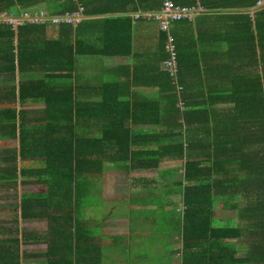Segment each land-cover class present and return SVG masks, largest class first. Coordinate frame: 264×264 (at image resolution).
Returning <instances> with one entry per match:
<instances>
[{"label":"trees","instance_id":"obj_1","mask_svg":"<svg viewBox=\"0 0 264 264\" xmlns=\"http://www.w3.org/2000/svg\"><path fill=\"white\" fill-rule=\"evenodd\" d=\"M39 1L0 0V15L4 12L5 17L18 21L15 25L0 23V75L5 73L10 82L5 94L0 95V100L10 96L4 100L8 104L0 108V125L3 133L10 131L12 137L17 133L20 162L29 159L36 163L35 166L21 165L17 170L14 164L13 177L18 175L20 183L34 182L45 188L44 192L21 195L18 204L20 220L46 222V228L40 233L45 242L40 252L44 263H86L88 248L81 243L84 232L79 210L86 198L81 195L90 187L101 188L104 176L100 170L101 153L105 150L97 151L93 142L109 137L114 142L111 144L115 148L111 152L113 156L130 157L140 166L155 167L166 155L182 160L181 177L171 179L161 188H151L157 194L151 201L160 209L159 225L167 230L168 225L181 229L177 232L181 243L180 264H264V41L261 39L264 31L252 27V21L243 12L236 15L237 20L243 19L235 21L241 22L236 29L232 26L235 22L219 25L215 14L212 17L218 22L207 24L199 19L193 28L188 25L192 19L187 17L172 20L167 28L156 24L158 27L153 28L158 47L156 59L163 64V69L157 71L158 81H152L161 86L157 88L158 101L149 102V98L141 95L130 105L122 104L117 112L110 108L108 115H118L120 119L108 123L112 130L117 125L120 131L94 137L84 134L86 121L83 123L80 117L88 104L81 100L84 87L74 70L75 55L79 53L76 27L83 18L75 27L58 24L56 36L48 37L47 23L30 22L23 17L24 11H30ZM95 1L63 0L61 8L51 11H70L79 4L85 17L94 12L86 3L95 4ZM101 1L105 4L95 12L113 15L112 20L120 24L129 39L133 31L129 20L133 14L131 9L160 10L164 0ZM196 1L208 11L225 5L239 7L240 2L243 6L256 2L173 0L181 7H197L199 11ZM259 13L264 14V10H257L256 15ZM104 19L100 22L106 24L109 18ZM241 26L243 32L238 37ZM256 34L260 36L257 44ZM169 36L174 48L172 67L166 66L171 54L166 49ZM126 45L130 47L129 40ZM120 46L114 47V54L125 48ZM248 65L259 66V70H244ZM251 73L256 83H252ZM188 75L199 86L197 89L193 90L196 86L187 82ZM158 91L163 95L159 97ZM159 106L161 120L159 115L150 120L163 126L156 133L176 134L178 139L158 144L152 140L157 139L152 134L131 135L128 121L143 122L152 116L148 115L151 112L158 114ZM25 115L26 119L36 120L33 129L23 123ZM133 144H151L154 148L150 145L149 149L131 150ZM171 169L176 172L178 167ZM6 172L4 183L8 185L10 170ZM90 177L100 181L92 182ZM169 193L179 194L181 198L164 202ZM220 202L218 210L216 204ZM103 216H99L100 223ZM28 235L21 230L19 238L0 240L2 244L4 241L8 245L15 243L12 248L3 245L5 253L0 256V262L8 257L13 259L8 264H16L20 254L25 256V250L18 251V242H25ZM241 246L243 250L239 249Z\"/></svg>","mask_w":264,"mask_h":264},{"label":"crops","instance_id":"obj_2","mask_svg":"<svg viewBox=\"0 0 264 264\" xmlns=\"http://www.w3.org/2000/svg\"><path fill=\"white\" fill-rule=\"evenodd\" d=\"M196 3L198 4V6H200V9L198 13L193 17V19L188 22L190 28H193L197 23L196 21L199 19L202 23L205 22L207 24H214L216 18L212 17V14H215L217 16L219 25H230L237 20L236 15L240 12H243V14H247L252 21V27L254 25V28H257V31H259V29L264 31V14L259 13L256 15L257 10H260V12L264 10V0H256V2H254L253 4L246 6H243L240 2L239 7H229L228 5H225L224 8L209 9V11L207 7H202L199 4L200 2L196 1ZM62 4L63 0L39 1V5H43L50 11H57L63 6ZM102 4L105 3L101 0H96L95 4H90V2L88 4L86 3L85 6L88 9L93 10L94 12L86 14L85 17H83L81 23L78 22L79 24L76 23L75 25H70L72 27H75L78 24L76 27V38L79 42V53L75 55L74 70L76 71V75L80 81V84L84 87V96L81 100L88 104L85 105V107L87 106L86 110H82V116L80 117V119L83 123L86 121V130L84 134L94 137L118 133L120 131L117 125H115V129L112 130V126L110 125V123H108L110 120L118 121L120 119L118 115L116 117L108 115V110L110 108H114V112H117L122 104L129 103L130 105L138 100L141 95L145 96V98H149V102L158 101L157 88L161 86H159L157 82L152 83V81L153 79L158 81L157 71H161L163 69L162 60L158 61L156 59L158 47L156 36L153 35V32L155 31L153 28H155L154 26H156V23L144 19L134 20L133 17H129L131 29H133V31H131L128 39V34H125L123 29L120 28V24L117 21L115 22L112 20V17H114L113 15L109 13L95 12L97 9L101 8ZM134 8L131 9V13L133 14L137 11H142L139 8L134 11ZM100 14L105 15L99 16ZM104 18H109L106 24L100 22V20H106ZM239 21L242 22L243 19L239 18L236 22ZM260 21L262 23L261 28H259ZM216 22L218 21H215V23ZM236 22L232 25L234 29H236V27L241 23L240 22L236 24ZM57 27L58 26H47L46 31L48 32V34L54 33V36L52 37H55L57 33ZM119 29L121 30L120 32ZM241 32H243L242 26L238 29V37L241 36ZM255 33L256 32L254 29V34ZM48 34L47 36L51 37ZM259 37V34H256V44L259 41ZM261 39L264 41L262 35ZM127 40L130 41V47H128L127 44L126 48L125 43L127 42ZM103 45H105L104 52ZM119 45H121L120 47L125 48H123L121 53L114 54V47ZM118 48L119 47H117L116 49L118 50ZM256 50L258 52L257 45ZM246 65L247 64H245V66ZM244 70L256 71L259 70V66L255 65L253 67L251 65H248L247 69ZM250 76L252 78V83H256L257 80L256 78L253 79L252 73L250 74ZM187 82L189 84H193V86H196V83L195 81H193V78L191 76L187 78ZM0 84V95L5 94L4 91L6 85H8V81H5L4 83L1 82ZM198 87L199 86L193 87V90L197 89ZM162 95L163 92H160L159 97ZM3 99L6 101L10 99V96ZM4 100H0V108H3L8 104L7 102H4ZM14 104H17V102H14ZM29 107L30 106L26 108L29 109ZM159 107L160 112L158 114H156V112H151L148 115L152 114V116L147 117V119L143 122L133 123L129 120L128 127L130 125V134L136 137L152 134V136L154 135L157 138L154 139L153 137L152 140L158 141V144L175 142L174 140L178 139V135L172 133L165 134L169 136L158 134L156 132L160 131L163 126L156 122L150 121L157 115H159V118L161 120L162 107ZM138 115L142 114L139 113ZM26 117L27 116L25 115L23 123L27 125V128L33 129L35 127L36 120H32L30 118L26 119ZM190 125L191 122L188 123V126ZM193 126L194 122L192 123V127ZM9 133L10 131H7L0 135V190L4 187H8L12 190V194L10 195L0 194V240L7 241L12 239V237L19 238L20 231H26L29 234L26 238V241L18 242V251L20 252V250H25V256L23 255V253L20 254L18 262L16 261V264H45L43 258L40 255V252L45 248V242L43 241V239H41L40 236V233L44 231L43 228L45 227V222L43 226H40L43 222H41L40 224H36L35 221H32L31 223L33 225H38L37 227L33 226L35 227L33 230H28L29 228L25 230V228H22L19 225L20 209L18 204L20 196L23 194L39 192H19V177L18 175L13 177L12 174V167L14 164L15 170H17L21 165L35 166L36 163L30 162L29 159L22 160L20 162L19 140L17 138V133H15L16 137H12ZM108 138L109 137H103L101 141L95 139V141L93 142L94 144H96L95 148L97 149V151L101 152V150H105V153H101L103 161L100 170L104 175L103 179L101 180L100 190L102 191L93 192L92 188L90 187V191L85 190L86 192L84 191V193L81 195L83 198H91L93 200H100L102 202L111 199L114 200L115 203L121 202L123 204H125L126 201L128 208H132V206L138 205L145 207L146 205H153L154 203L153 201H151V198L155 197L154 192L156 191L151 190V188H161L163 187L162 184L171 182V179L174 180L181 177L180 172L178 173L179 168L176 172L171 168L178 167V165L174 164H180L182 160L170 158V156L166 155L162 156L157 161L155 167H144L143 165L140 166L137 163H133L130 160V157L129 159H127L128 157L120 159L115 155L113 156L111 152L115 148L111 144H114V142L110 140L111 138ZM150 145L151 144H133L131 146V150L149 149ZM151 146L152 148H154L153 145ZM13 158L15 159V162H13ZM165 161H168V163L171 164L166 167L158 168L153 176L146 175L156 167L165 165ZM133 164L135 165L133 166ZM7 169L10 170V184L8 185L4 183V179L6 176L5 174H8L6 172ZM122 175L126 176L127 182L122 179ZM166 175L167 178L165 177ZM162 176H164V181H161L160 179ZM21 184L28 187L40 186L43 188L40 192H44L45 190L44 186L34 182ZM126 187L127 189H125ZM171 194L175 193H169L167 195ZM167 195L164 197L163 201L165 200ZM177 195L180 196L179 194ZM121 200L125 201L123 202ZM165 207L171 209V206L165 205ZM127 213L124 216L122 213H116V210L113 208L110 210L108 209L104 213L103 221L118 219H120V221L127 220L129 223V234H127L128 232L119 234H106L104 231L107 230L105 228L107 225L105 222H99V215L97 212L93 214L85 212L83 215H81L83 222L82 231L84 232V238L81 240V243L83 246L86 244V247L88 248L87 255L85 252V256H88L85 264H110L113 260V257L116 255L113 254L112 250H109L108 247H112V245H114L113 237L115 236L121 237L124 240H132L138 244V242L140 241L138 239L139 237L132 239V234L130 232L131 230H137V228L140 227V224L138 223V220H132L131 212ZM167 227L168 230H172V232L162 231V234L163 237L167 238V242L172 249L173 245L177 244L179 241L177 239L180 234H178L177 232L181 229L178 230L171 225H168ZM39 228L40 230H38ZM140 230H142L144 233L143 228L140 227ZM36 236L38 239H36ZM6 241H4L3 244L2 242L0 243V256L5 253L3 245L9 246L10 248L15 246V243L8 245ZM120 246L125 250L129 248L127 243H121ZM93 248L95 249L93 250ZM177 253L181 254V252L179 251V247L177 248ZM136 255L137 256L135 257L134 262H138L139 260H141V258L145 260L148 257L150 258L147 264H158L160 261L164 260L162 254H160L158 260L153 259L154 261H152L150 254L146 258L138 257L139 253ZM7 258L8 257L0 262V264H8L10 262H13V259ZM128 258L130 260L132 259L130 256ZM137 258H139V260ZM102 259L104 260V262L102 261ZM118 263L126 264L127 260L121 256L117 261V264Z\"/></svg>","mask_w":264,"mask_h":264},{"label":"rangeland","instance_id":"obj_3","mask_svg":"<svg viewBox=\"0 0 264 264\" xmlns=\"http://www.w3.org/2000/svg\"><path fill=\"white\" fill-rule=\"evenodd\" d=\"M173 2V0H170ZM43 5H38L36 7L37 10H39L38 8H42L41 10H45L46 7H42ZM132 17H136L135 15H132ZM145 17V16H144ZM156 24H159V22L157 21ZM51 28V27H48ZM48 33V32H47ZM49 36H54L53 34H48ZM8 81L6 80V75L5 73L0 75V83L1 82H5ZM9 82V81H8ZM1 85V84H0ZM1 127V125H0ZM172 140V139H169ZM166 140V141H169ZM165 165L156 167L155 169H153L152 171H150L149 174H146L148 176H153L155 171L158 170V168L160 167H166L171 163H168V161L164 162ZM174 165H178V173H182V167L180 164L176 163ZM152 173V174H151ZM106 175V174H105ZM167 178V175L165 176ZM94 179L100 181L98 178L96 177H90V180L92 182H94ZM122 179H124L127 182L126 176L122 175ZM161 181H164V176H162ZM103 183V182H102ZM43 188L40 186H32V187H28L26 185H23L21 183L18 184V191L21 193L24 192H31V191H37L40 192ZM127 189V187L125 188ZM90 191V190H89ZM93 192H99L102 191L100 190V188H97L96 190L92 189ZM14 193V191H13ZM0 194H12V190L8 187H4L0 190ZM157 195V194H155ZM170 199H169V198ZM178 199H180V196H178L177 194H171V195H167V197L165 198V200H172V201H178ZM164 200V201H165ZM121 201H125V200H121ZM80 205V203H79ZM82 205V209L81 207L79 208L80 210V214L83 215L85 212L88 213H98V215H103L105 213L106 210H110V209H115L116 213L120 214L122 213L124 216L126 215L127 212H131V218L132 220H138V223L140 224V227L143 228L144 233L142 230H140V227L137 228V230L133 231L131 230V234H132V239L138 238L140 241L138 242V244L132 240H124L123 238H121L122 241H120V239L116 238L117 236L113 237L114 238V245H112V247H108L109 250H112L113 254H115L116 256L113 257V260L111 261L110 264H117L118 259L122 256L127 260L126 264H147L148 260L150 257L146 258L149 254L151 255L152 261H154L153 259H159L160 254L163 255V259H169V261L167 263L164 264H180V258H181V254L177 253V248L181 246L180 241H178L177 244H174L172 249L170 248L171 246L168 244L167 242V238L163 237L162 231H170L172 232V230H167V229H163L162 226L159 225V217H158V213L160 212V209H157V204L156 202L153 203V205H146L145 207L143 206H132V208H128L127 206V202L125 201V204L123 203H115L114 200L108 199L105 200L104 202L100 201V200H93L91 198H87V199H83L81 202ZM220 204H216V208L219 210L220 209ZM155 208V209H154ZM87 209V210H86ZM128 214V213H127ZM225 214V213H224ZM220 215H217V218H219ZM128 218V216H127ZM40 220H36V224H40L41 222H43L40 226L44 225L45 220H42L41 222H39ZM102 222L106 223V231H104L106 234H119V233H125L128 232L127 234H129V229H128V221L127 220H122L120 221V219L118 220H108V221H103ZM29 223V225H28ZM19 225L22 228L28 229V230H33L35 227H37L38 225H33L31 223V221H24V220H19ZM35 226V227H33ZM46 228V222H45V227L43 229ZM163 229V230H162ZM40 230V228L38 229ZM180 235L178 236L179 240ZM121 243H127L128 244V249H122V247L120 246ZM110 244V242H109ZM108 244V245H109ZM165 249H167V251H163ZM107 249V248H106ZM168 249H171V251L169 252ZM240 250H243L242 246L239 248ZM128 250V251H127ZM127 251V252H126ZM167 252V253H166ZM139 253L138 257H144L146 258L145 260H143L141 258V260H139V258H137L139 261L138 262H134L135 261V257L137 256L136 254ZM131 257L132 259L130 260L128 257ZM102 261L104 262V260L102 259ZM121 264V263H118ZM162 264V263H160Z\"/></svg>","mask_w":264,"mask_h":264},{"label":"built area","instance_id":"obj_4","mask_svg":"<svg viewBox=\"0 0 264 264\" xmlns=\"http://www.w3.org/2000/svg\"><path fill=\"white\" fill-rule=\"evenodd\" d=\"M82 7L79 6L77 10L71 12H65L61 15L52 16L50 19L52 22H71L75 23L81 18ZM197 7H181L180 5L175 4L170 0H164L163 5L160 10H151L149 12H143L142 15L145 16L146 19H157L159 22L160 28H167L172 20L180 19V18H191L197 14ZM4 12H1L0 15V23H12L13 25L17 24V20L10 17H5ZM24 19H28L30 22H40L45 19V17L40 13H23ZM166 49L170 52L174 49L172 45V38L169 36L166 41ZM169 60L167 61V67H172L174 63L173 53L171 52L169 56Z\"/></svg>","mask_w":264,"mask_h":264},{"label":"clouds","instance_id":"obj_5","mask_svg":"<svg viewBox=\"0 0 264 264\" xmlns=\"http://www.w3.org/2000/svg\"><path fill=\"white\" fill-rule=\"evenodd\" d=\"M39 5V2L33 7V9H31L30 11H24V12H26V13H30V14H33V13H40V14H42L44 17H45V19L43 20V21H40L41 23H47V26H57L58 24H60V23H66V24H71V25H75L76 23H78L83 17H84V15H83V13H82V11L80 12L81 13V18L77 21V22H75V23H71V22H65V21H60V22H52L51 21V17L52 16H56V15H61V14H63V13H65V12H71V11H75V10H77L78 9V7L79 6H81V5H77V7H76V9H74V10H70V11H62V12H56V13H53L52 11H50V10H48L47 8H45V10H41L42 8H38L39 10H37L36 9V7ZM82 7V6H81ZM151 11V10H150ZM143 12H145V11H137V12H135L134 14H130L131 16L132 15H135L136 17V19H138V18H145L143 15H142V13ZM11 120H14V119H11ZM18 121H19V119H17ZM7 128H8V126H7ZM3 133V126L1 125V127H0V135Z\"/></svg>","mask_w":264,"mask_h":264}]
</instances>
